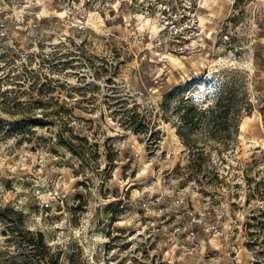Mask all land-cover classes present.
Segmentation results:
<instances>
[{
    "label": "rangeland",
    "instance_id": "obj_1",
    "mask_svg": "<svg viewBox=\"0 0 264 264\" xmlns=\"http://www.w3.org/2000/svg\"><path fill=\"white\" fill-rule=\"evenodd\" d=\"M58 95L70 118L6 113ZM217 99L229 132L184 145L179 103ZM20 229L30 264H264V0H0L1 262Z\"/></svg>",
    "mask_w": 264,
    "mask_h": 264
},
{
    "label": "trees",
    "instance_id": "obj_2",
    "mask_svg": "<svg viewBox=\"0 0 264 264\" xmlns=\"http://www.w3.org/2000/svg\"><path fill=\"white\" fill-rule=\"evenodd\" d=\"M42 85H44L43 87H45L44 83ZM43 87L36 88L34 83H32V85L29 86L28 90L30 92H35L36 95L41 98L44 96H48L49 94H54L55 92L59 91V88L61 86L60 84H55L51 89H45ZM40 98L30 97L29 100L19 99L15 103V108H13L12 110L6 109V113L12 116H17L19 118L18 126L20 128L27 124H32V120L37 115V111L38 113H40L41 118L47 116L62 120L63 118H70V109L67 108L65 102L60 101V95L51 96L52 101L50 103H45ZM50 105H52L53 108H50ZM223 107L224 106H222L220 99H217L212 105L207 106L206 108L197 106L189 101L179 103L178 114L181 113L179 118L186 125V128L180 127L176 129L177 135L180 137L182 143L190 148H196L194 144H192V141L194 143V140L190 139V134L194 132L199 125L202 124L205 125V127L206 125L213 126L207 130L210 138H223V131L229 132V129L224 128V125H229V109L228 111H225ZM75 137L79 140H82L83 138L79 136ZM65 145H67L69 149L74 148L71 142H67V144ZM11 211L12 213H15L13 210ZM17 220L20 222L21 218H18ZM16 231L17 235L20 237V242L27 243L28 245L32 246V249L34 248V250L30 252V255L27 256L26 259H24V262H21L19 264H30L31 260L39 255L37 251L38 248L36 247L39 246V248L41 247V249L46 247L43 245L42 236L40 235L39 237L32 239L28 236V234L30 233L29 231L23 232V230L21 229ZM0 264L6 263L1 262L0 260Z\"/></svg>",
    "mask_w": 264,
    "mask_h": 264
},
{
    "label": "bare ground",
    "instance_id": "obj_3",
    "mask_svg": "<svg viewBox=\"0 0 264 264\" xmlns=\"http://www.w3.org/2000/svg\"><path fill=\"white\" fill-rule=\"evenodd\" d=\"M188 2V1H187ZM78 3H76V5H74L75 7H74V10H72V11H68V13L69 12H71V13H73V14H76V13H79L80 11H81V3H80V6L79 5H77ZM205 5H207V7L208 8H210L209 6H210V3H207V2H205L204 3ZM212 8V7H211ZM75 9H77V11L75 10ZM88 12V11H87ZM47 13V8L45 7V6H43V9H42V14H46ZM62 15L64 16L65 15V13H62ZM93 15V11L91 10L89 13H88V16H87V21H86V23H87V25H90L92 28H97L98 26H100V25H102L103 23H104V17H103V15L99 12V14H97L96 15V17L95 18H93V19H95V20H93L92 18H91V16ZM82 17V16H81ZM159 18V17H158ZM158 18H155L153 21H151V24H150V29H151V31H152V33H157L158 32V30H161V29H166V27L167 26H162V25H160V22H159V19ZM78 21V20H77ZM81 21V20H80ZM79 21V22H80ZM148 22V21H147ZM146 22V23H147ZM204 24H205V18L204 17H202V16H200V20H199V26L201 25V26H204ZM138 25H139V27H141V29L143 28L144 29V21L143 20H141V18L140 17H138ZM168 28V27H167ZM169 33V35H170V33H172V31L171 32H168ZM172 37V36H171ZM195 43L193 42V45H194ZM166 57V56H165Z\"/></svg>",
    "mask_w": 264,
    "mask_h": 264
}]
</instances>
